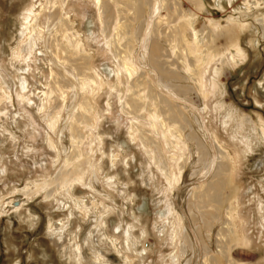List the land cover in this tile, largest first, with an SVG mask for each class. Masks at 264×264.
I'll return each instance as SVG.
<instances>
[{
  "label": "rangeland",
  "instance_id": "rangeland-1",
  "mask_svg": "<svg viewBox=\"0 0 264 264\" xmlns=\"http://www.w3.org/2000/svg\"><path fill=\"white\" fill-rule=\"evenodd\" d=\"M0 87V264H264V0H0Z\"/></svg>",
  "mask_w": 264,
  "mask_h": 264
},
{
  "label": "bare ground",
  "instance_id": "bare-ground-1",
  "mask_svg": "<svg viewBox=\"0 0 264 264\" xmlns=\"http://www.w3.org/2000/svg\"><path fill=\"white\" fill-rule=\"evenodd\" d=\"M34 6V5H33ZM36 12V11H35ZM39 12V11H38ZM32 13V12H31ZM27 14V15H26ZM24 16V18L27 20V16H28V14H30V12H28V13H26ZM33 15L34 14H32V17H33ZM70 15V12H69V14H68V16ZM31 17V18H32ZM28 19H29V17H28ZM33 19V18H32ZM39 21V24H40V20H38ZM36 22V21H35ZM78 23V22H77ZM31 24V23H30ZM76 24V23H75ZM74 24V25H75ZM23 25H25V23L23 24ZM26 25H29L28 24V22H27V24ZM21 26H22V23H21ZM34 26V25H33ZM26 27V29H27V26H25ZM25 27L23 28L24 29V31H25ZM28 27H30V26H28ZM35 27H36V25H35ZM76 27V26H75ZM42 28V27H41ZM78 28V27H77ZM75 30H76V28H75ZM23 31V32H24ZM30 31V30H29ZM79 32V31H78ZM190 32H191V36H189V38H190V41H192V42H196V38H197V36H196V32L195 31H193V30H190ZM25 35H26V32H25ZM78 35H81V33H79ZM23 38V37H22ZM32 38V37H31ZM188 38V39H189ZM24 39V38H23ZM23 39H21L22 41H23ZM25 40V39H24ZM78 41V40H77ZM81 41V40H80ZM79 43V42H78ZM77 43V44H78ZM35 45V44H34ZM82 45V44H81ZM80 45V46H81ZM79 46V47H80ZM154 47V46H153ZM81 48V47H80ZM83 48H84V46H83ZM151 48H152V46H151ZM86 49V48H85ZM84 49V50H85ZM152 52H153V54H154V51H153V49H152ZM151 65L158 71V73H159V75L160 76H163V75H165V69H163L161 66H160V64H158V62H151ZM132 66V65H131ZM130 66V67H131ZM152 67V68H153ZM127 68H128V65H127ZM134 68V67H133ZM153 68V69H154ZM129 73V72H128ZM130 73H132V72H130ZM130 75V74H129ZM129 77V76H128ZM2 89L4 90V88H3V86H2ZM6 89V88H5ZM0 90H1V87H0ZM2 95V94H1ZM263 133H264V131H263ZM247 142V141H246ZM248 143V142H247ZM235 154L237 155V157H241V153H238L237 151H236V149H235ZM238 158V159H239ZM219 167V166H218ZM219 169V168H218ZM215 173H218V171H216ZM219 181H220V179H219ZM219 181L218 180H216L215 182H213L211 185H210V187H211V189L212 190H214V191H216V190H218L219 191V187H220V183H219ZM58 200H60V199H58ZM72 203L73 204H77V200H75V199H72ZM61 204H63L62 206H64L65 204H67V202H64V201H61ZM4 207L5 206H0V211L2 210L3 211V209H4ZM16 208V207H15ZM257 208H258V210H260V205H258L257 206ZM76 209V208H75ZM167 209V208H166ZM15 210V209H14ZM17 210V209H16ZM169 210V209H168ZM158 211V210H157ZM162 211V210H161ZM160 210L158 211V212H156V213H158V214H162V212H161ZM82 212V211H81ZM71 213V212H70ZM27 216V215H26ZM25 216V217H26ZM71 216V215H70ZM65 219V218H64ZM60 221V220H59ZM73 221V220H72ZM72 221L71 220H65V221H62L63 223H68V226L65 228V234H66V236H67V238H68V242L70 243V241L73 239V235L75 234L74 233V230L72 229V226H73V224H72ZM48 222H49V229L50 230H54L55 228H58V226L56 225V223H54L51 219H49L48 220ZM60 227V226H59ZM64 227V226H63ZM57 230V229H56ZM62 230V229H61ZM76 231V230H75ZM60 232V231H59ZM77 232V231H76ZM60 234H61V232H60ZM76 236V235H75ZM60 238V237H59ZM75 238V237H74ZM88 238V237H87ZM110 238V237H109ZM60 240V239H59ZM62 240V239H61ZM76 240V239H75ZM75 242V241H74ZM72 243V242H71ZM76 244V243H75ZM126 244H127V242H126ZM79 245V244H78ZM80 246V245H79ZM122 248H123V246H122ZM76 250H78V248L76 247ZM75 250V251H76ZM118 250H119V248H118ZM120 251H121V249H120ZM79 252V251H78ZM80 253V252H79ZM120 253V252H119ZM76 254H78V253H76ZM78 256V255H77ZM97 256V255H96ZM100 257V256H99ZM99 257H95L96 259H95V261H100V258ZM77 258V257H76ZM91 259H93L92 257H91Z\"/></svg>",
  "mask_w": 264,
  "mask_h": 264
}]
</instances>
